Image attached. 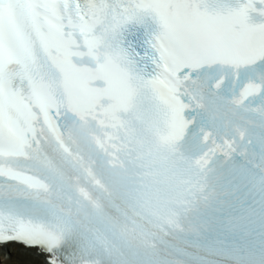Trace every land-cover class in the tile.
I'll use <instances>...</instances> for the list:
<instances>
[{
  "label": "snow or ice",
  "instance_id": "obj_1",
  "mask_svg": "<svg viewBox=\"0 0 264 264\" xmlns=\"http://www.w3.org/2000/svg\"><path fill=\"white\" fill-rule=\"evenodd\" d=\"M31 264H264V0H0V245Z\"/></svg>",
  "mask_w": 264,
  "mask_h": 264
},
{
  "label": "bare ground",
  "instance_id": "obj_2",
  "mask_svg": "<svg viewBox=\"0 0 264 264\" xmlns=\"http://www.w3.org/2000/svg\"><path fill=\"white\" fill-rule=\"evenodd\" d=\"M34 256L35 250L10 243L4 249H0V264H31Z\"/></svg>",
  "mask_w": 264,
  "mask_h": 264
}]
</instances>
